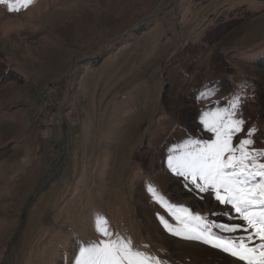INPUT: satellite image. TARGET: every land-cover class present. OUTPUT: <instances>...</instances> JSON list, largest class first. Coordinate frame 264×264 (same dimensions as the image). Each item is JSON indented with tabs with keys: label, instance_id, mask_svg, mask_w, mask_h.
<instances>
[{
	"label": "rangeland",
	"instance_id": "obj_1",
	"mask_svg": "<svg viewBox=\"0 0 264 264\" xmlns=\"http://www.w3.org/2000/svg\"><path fill=\"white\" fill-rule=\"evenodd\" d=\"M0 52V264H68L100 239L96 213L171 264H216L217 250L163 230L157 213L169 217L146 189L194 213L220 211L167 156L188 135L209 138L200 112L241 87L246 127L264 148V0L0 5ZM58 84L63 105L37 121L43 90ZM208 87L215 94L199 100Z\"/></svg>",
	"mask_w": 264,
	"mask_h": 264
},
{
	"label": "snow or ice",
	"instance_id": "obj_2",
	"mask_svg": "<svg viewBox=\"0 0 264 264\" xmlns=\"http://www.w3.org/2000/svg\"><path fill=\"white\" fill-rule=\"evenodd\" d=\"M32 2L0 0V5L11 13ZM245 91L246 86L227 101L211 102L198 117L200 131L210 134L209 138L188 135L167 156L168 169L183 180L184 187L201 200L210 194L220 211L194 213L167 200L154 185L146 189L152 202L170 218L157 213L163 230L217 250L222 257L216 264H264V148L257 147L253 138L258 129L246 127L241 111ZM214 94L215 88L208 87L198 99H210ZM213 216L224 220L211 219ZM93 228L100 239L82 242L68 264H171L167 257L142 251L130 238L113 232L102 214H94ZM225 257L233 259L226 261Z\"/></svg>",
	"mask_w": 264,
	"mask_h": 264
},
{
	"label": "built area",
	"instance_id": "obj_3",
	"mask_svg": "<svg viewBox=\"0 0 264 264\" xmlns=\"http://www.w3.org/2000/svg\"><path fill=\"white\" fill-rule=\"evenodd\" d=\"M59 86L60 84L52 85L50 86L49 90H43L40 96V103H39L40 110L35 118L37 121H47L49 117H51L52 106L63 105V104H57V95H59ZM61 118L62 116L60 114V118H56V119H61Z\"/></svg>",
	"mask_w": 264,
	"mask_h": 264
},
{
	"label": "bare ground",
	"instance_id": "obj_4",
	"mask_svg": "<svg viewBox=\"0 0 264 264\" xmlns=\"http://www.w3.org/2000/svg\"><path fill=\"white\" fill-rule=\"evenodd\" d=\"M48 87V86H47ZM60 87V86H59ZM50 89V86H49V88H47V90H49ZM60 96V95H59ZM59 96H57V103H58V97ZM55 108H56V105H54V106H52V108H51V112L52 111H54L55 110ZM57 110H58V108H57Z\"/></svg>",
	"mask_w": 264,
	"mask_h": 264
},
{
	"label": "trees",
	"instance_id": "obj_5",
	"mask_svg": "<svg viewBox=\"0 0 264 264\" xmlns=\"http://www.w3.org/2000/svg\"><path fill=\"white\" fill-rule=\"evenodd\" d=\"M0 55H1V52H0Z\"/></svg>",
	"mask_w": 264,
	"mask_h": 264
}]
</instances>
